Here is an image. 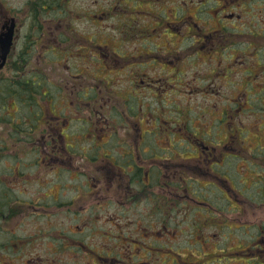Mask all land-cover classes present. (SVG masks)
Segmentation results:
<instances>
[{"label": "rangeland", "instance_id": "374dc122", "mask_svg": "<svg viewBox=\"0 0 264 264\" xmlns=\"http://www.w3.org/2000/svg\"><path fill=\"white\" fill-rule=\"evenodd\" d=\"M55 1L58 7L52 12L51 7L54 6L52 0H0V23L3 16H15L21 27L15 50L8 66L1 71L3 74L1 76L11 79L16 87L25 91L28 89L17 82L29 81L32 84V79H36L37 87L43 85L42 92H49L50 97L58 96V99L51 101L50 99L47 101V98L44 101L38 99L40 112L48 113L47 115L50 116L49 111L52 110L50 106H54L56 110L63 109L59 116L64 121L63 119L68 115L64 109L66 95L63 94L66 91V82L72 78V75L81 73L79 72L81 69L85 71L86 76L80 77L77 83H83V87L88 90L93 89V85H99V88L104 90L98 92L96 90V94L104 93L115 97L112 102L109 97H105L94 102L92 106H95L96 110H105L107 121L116 114L118 124L129 126L128 130L120 129L114 137L127 138L129 141L133 139V145L139 144L138 150H135L137 154L140 153L137 163L142 162L145 169H150V164L155 159L154 154L169 163L166 169H172L170 164L178 161L189 167L197 164V160L190 158L192 145L181 142L186 132H189L190 136L194 134L191 128L198 131L197 135L207 131L216 136L217 144H221L216 158L212 159L217 160L222 158L225 149L222 148L223 145H228L229 154L232 152L235 153L233 155L240 154L243 160L246 159L245 156L249 157L245 153L252 152V149L259 146L257 144L264 141V93L261 94L262 97L254 95L255 92L259 93L258 91L264 89V66L259 67L258 60L252 58L257 49L248 51L250 55L245 60L249 64L247 68L257 74L256 79L248 80L249 85L240 70L228 77V82H225V79L219 81L211 79L209 82L206 79V83L198 82L202 80L210 64L217 66V72L226 66L227 62L245 68L242 59L239 58L240 50L235 52L221 48L213 57L202 56L197 60H191L192 64L183 62V58L179 59L181 66L178 69L185 74L183 78L181 75L182 79L173 82L175 86L180 84V89L189 85L188 90H219L214 96L206 93L197 94L185 89L179 92L176 87L171 86H167L165 90L158 88L155 95L145 90L147 80L155 81L157 86L163 87V82L176 79V74L167 73L169 68L162 66V60L153 63V56L163 55L168 41L171 42V48L177 49L178 52L190 46V42L176 45L174 37H166L163 33L160 37L149 39V35L145 36L146 33L137 29V25L140 28L151 24L153 20L155 23V16L151 14L155 12L161 15L159 8H148L150 0ZM166 1L165 8H173L170 1ZM44 8L46 10H43ZM165 12L169 15L173 14L168 10ZM102 16L103 18L100 19ZM136 16L138 19L134 18ZM109 26H124L126 32H121L122 29L112 31ZM135 31L137 36L141 35V37L133 45ZM237 39L242 40L241 37ZM77 40H80V43L75 44ZM148 51L153 55H141ZM157 51L160 54H157ZM71 53L74 55H70ZM77 53L82 57L75 55ZM92 53L99 54L105 67L100 63H92L89 59ZM114 53L122 56V62L112 59L116 57ZM229 57L232 58L227 60ZM23 58H25L24 62ZM260 59L264 62V56L260 55ZM194 73H197L201 79L193 81ZM143 74L151 78H145ZM93 76H97L96 80L105 79V83L94 81ZM142 80L145 83H142ZM132 89H136L137 96H133L135 92ZM245 89L249 91L242 94ZM106 104L115 105L117 108L112 110V107H102ZM17 110L21 111L25 118L34 112L33 107L27 102L25 105L20 104ZM9 111L13 114L12 107ZM69 114L73 121L68 125L70 133L68 142L80 129H95L102 125V120L96 116L94 119H89L85 113V116L78 121L77 118H81L83 114L76 115L74 112ZM134 117L138 120L137 128L132 124ZM216 118L224 120L222 123L215 121L214 128L213 121ZM185 127L189 128L185 129ZM108 131L111 134L112 129ZM26 132L31 133L29 128ZM34 133L35 138L40 136V131L36 130ZM118 143L119 141L115 156L121 160L116 159V162H121L118 165L125 168L122 163L126 159L121 155L127 145L121 146ZM9 150L11 156L9 159L0 157V175L4 171L5 164L10 168V175L7 174V178L5 177L9 181L5 182L6 195L3 187L0 186V217L6 218L3 229L0 230V243L7 239L10 242L11 252H0V264H177L174 259L196 263L194 259L198 262V258L195 254L199 250L207 253L225 252L226 257L230 258L228 261L225 258L221 259L222 255L212 256L209 260L215 262L208 264H243L241 260L247 257L236 252H251V248L247 250L249 244L253 252L252 245L255 246L258 240H253L251 235L255 236L258 232H262L260 230L264 225V197L262 198L259 191L264 177H261L263 173L257 167L249 165L248 160L226 159L220 168L218 167L219 174L225 171L234 176L232 186L235 191L231 193V197L238 202V205L232 208L225 201L228 199L217 193V208H221H218L217 214L212 216L213 214L205 209H196V205L190 200L187 206L189 208H184L185 214L181 208L170 207L173 204L168 203L170 206H163L161 203H156L157 206L149 204L144 200L149 195V191L142 188H140L142 194H138L140 198L133 203V206L131 204L123 208L112 205L99 206L91 202L95 198H91L86 187L79 189V195L70 187L61 189L62 184L73 183L72 179H69L70 176L66 173L59 175L58 171H52L48 164L42 166L38 161L36 164L40 150L37 147L34 150V145L24 150L10 146ZM105 153L109 151L106 149ZM260 159L253 161L259 162ZM165 162L156 168L163 169ZM19 166H22L23 170L21 176L11 171V168L16 169ZM185 176L190 181L196 177L189 172H186ZM206 181L208 180H201L202 184ZM77 182L86 184L85 179L81 178H78ZM198 187L194 182L191 187H187L191 197L194 193L196 195L198 193L202 194L201 199L214 201L215 194L210 193L209 188L204 190ZM42 194L50 196L47 200L49 204H52V200L59 195H62L61 200H63L60 202L73 200L74 204L69 207H57L56 204L44 207L42 201H39ZM2 201L5 203L3 208H1ZM29 205L33 206L28 207ZM197 210L200 213H197ZM119 216L129 221L131 225H115L114 221L109 220L110 217ZM213 217L215 219L211 222L210 218ZM195 220L198 224L193 223ZM132 222L133 230L130 231ZM163 227L169 230L168 235ZM131 237L133 244L129 240ZM123 240H126L128 248L133 252H102L105 249H119L121 246H126ZM198 242L201 246L196 245ZM169 249L175 252H166ZM92 250L96 252H90ZM156 250L162 252H155ZM175 253L181 256L176 257Z\"/></svg>", "mask_w": 264, "mask_h": 264}, {"label": "flooded vegetation", "instance_id": "af4514ba", "mask_svg": "<svg viewBox=\"0 0 264 264\" xmlns=\"http://www.w3.org/2000/svg\"><path fill=\"white\" fill-rule=\"evenodd\" d=\"M168 1H170V4L173 5V8H165L167 3L166 0L148 1V8H159V12H161L162 14L159 15V13L154 12L151 15L155 16V23L153 20L151 24L143 25L140 28L139 25H137V29H139V31L143 33H146L145 36L149 35V39L151 37L154 38L155 36L160 37L161 33H163L166 37H174V43L176 45L190 42V46H187L184 51L178 52L177 49L171 48L170 41L166 42L167 46L164 49L165 51H163L164 54L154 55L152 61L153 63H156L162 60V66H167L169 68L167 73L171 74L175 72L176 79H170L168 82H163V87L157 86L155 84V81L147 80L148 82L145 83L144 80H142L141 82L145 83V87H147V89H145L147 92L154 93L156 95L155 92L158 91V88H160V90L164 88L163 90H165L167 86H171L176 87L177 91L179 92H181L182 89H185L186 91L190 92L194 91L197 94L206 93V95L214 96V93L219 92V90H188L190 89L189 85H185L184 87H182V89H180L181 85L179 84L175 86L173 82H177L179 79H182L185 74L183 71L178 69L181 66L179 59L183 58V62L187 61L188 64H192L191 60H197V58H201L202 56H205V58L213 57L218 49L221 48H224V50L231 49L235 52L237 50H240L239 58L242 59V64L245 68H241V65H231L232 62H227V65L224 66L219 72H217V66H212L210 64L209 69L203 74L204 77L202 78V80L198 81V79L201 78L197 73H194L192 78L193 81L196 80L198 82H205V80L207 79L209 82V80L211 79L213 81H215L216 79H218V81L225 79V82H228L227 78L231 77L232 74L237 70H240L242 76H244V78L247 80L248 85L249 79H256L255 76L257 74L253 72V70L247 68L249 64L246 63L245 60L248 59V56L250 55V52L248 51L257 49L256 54L253 55L252 58L258 60L257 64L259 67L264 66L263 60L260 59V55L264 56V50H262L264 49V0ZM52 2L54 6L51 7V11L53 12L57 10L58 4L55 0H52ZM43 10L46 9L44 8ZM165 10L173 12V14L169 15L165 12ZM11 18L12 17L3 16L2 22L0 23V36L11 28V24L9 23ZM101 18H103V16L100 17V19ZM134 18L138 19V16ZM152 18L154 19V17ZM113 26H109V29L112 31H114L115 29H122L121 32H126V30H124V26ZM127 27L130 26L127 25ZM20 28L21 27L18 20L15 21L13 33L14 45L19 38ZM104 33H106V30H104ZM140 37L141 35L137 36V33L135 31L133 34V45L137 43ZM237 37H241L242 40L239 41ZM83 40H85V38H83ZM78 43H80V40H77L75 42V44ZM14 45L11 53H13V51L15 50ZM135 49L137 50L138 47H136ZM261 50L263 52H261ZM156 53L160 54L158 51ZM11 55H9L5 60V66L0 69V95L2 96V98H0V157H2V159H9L11 157L9 156L10 146L16 147L18 148V150H24L28 146L34 145V150L35 147L40 150L36 158V164H38V162L42 166L43 164H48V166H50L49 169H51L52 171H58L59 175H63L66 173L70 176L69 179H72L71 181L73 183L71 184H60L61 189H68L70 187V189H75L76 194L79 195V189L86 187V189L90 193L91 198H95V200L91 202L97 203V205L99 206L112 205L114 207L118 206L121 208H123L124 206L127 207L130 204L131 206H133V203H135V201L139 200L140 198V195L138 194H142L140 188H142V190L149 191V195L144 198V200H147V203L153 204L155 206H157L156 203H161L163 206H170L169 204H173L170 207L181 208L183 210V214L186 213L184 211V208H189L187 206L191 201L196 205V209H205L211 212V214H213L212 216H214L215 214H217L218 208H221H217V193L220 194V196H223L224 199L226 197L228 199H225L226 203L228 202L229 204H227L231 205L232 208H235L234 206L238 205V202L236 200H233V198L231 197V193H234L235 191L234 186H232V181L234 182V176L232 174L226 173L225 171H223L222 174H219V168L226 159H242L240 158V154L233 155L235 154L233 152L229 154V148H227L228 145L222 146V148H225L223 149L222 158H218V160L212 159L213 157L216 158L215 156L217 150L219 148V145L221 144H217V138H215L216 136H214L213 133L210 134L209 132L205 131L204 134L197 135L198 131L191 128L194 134L190 136L189 132H186L185 136L181 138V142L183 144L192 145V150L190 149V154L192 155L190 156V158L197 160V164L189 167L185 164L182 165L180 161H178L177 163L170 164V167L172 169H166V165H169V163L165 162L162 158H160L159 155L154 154L155 159H153L154 162L150 164V169H145V165L142 162H139L140 164L137 163V160L140 159V157L138 156V154L140 153L137 154L135 150H138L139 144L137 143V145H133V139L132 141H129L127 138L119 139L114 137L115 133H117L120 129L123 128L128 130L129 126H126V124H118V117L116 114L112 115L110 121H107L105 119V110H96L95 106H92L94 102H98L105 97H109V99L111 100L110 102L114 101L115 97L110 94L104 93H102L101 95L99 93L96 94V90L97 92L104 90L102 88H99V85H93V89L88 90L87 88L83 87V83H77L80 80V77H84L83 75L86 76V74H84L85 71L79 69V72L81 73L72 75V78L69 79L68 82H66V91L63 94L66 95V105L64 109L66 110V115L67 113L68 115L65 119H63L64 121H62L59 115H61L63 109L56 110L54 106H50L52 109L49 111L50 116L47 115L48 113L40 112V101H44L46 98L47 101L49 99L51 101V99H58V96L54 95L50 97L49 92H42L41 88H43V85L39 83L42 86L40 87L39 85L37 87L38 83H36V79H32V89H28L25 91L18 86L14 89L13 85L11 87V84H13L14 81L1 76L3 75L1 71H4L8 66ZM70 55H74V53H71ZM75 55H78L80 58L82 57L80 53H77ZM114 55H116V57L112 58L114 59V61L117 60L122 62V56H120L118 53H114ZM141 55L150 56L153 54L148 51L143 52ZM89 57L92 63L103 64V59H101L99 54L92 53L89 55ZM231 58L232 57H229L227 58V60ZM102 66L105 67L104 64ZM112 66L114 65L112 64ZM142 76L149 79L151 78L146 74H143ZM93 77L95 81L97 76ZM96 81H103L105 83V79H98ZM17 84L19 83L17 82ZM23 88H26L24 84ZM132 90L133 92H135L133 96H137L136 89ZM248 91L249 89H245L242 94H246ZM258 92L259 93L255 92L254 95H257V97H262L261 94L264 93V89H261ZM38 99H40V101H38ZM25 102L30 104V107H33L34 109V112H31V116L26 118L21 111L17 110V108L19 109L20 104L25 105ZM118 103H120V101H118ZM124 103H127V101H124ZM51 104L53 105V102H51ZM10 107H12L13 114H10ZM102 107H112V110H115L117 108L115 105L110 106L109 104H106ZM70 112H74L76 115L83 114L81 118H77L78 121H80L85 116V113H87L89 119H94V117L96 116L102 120V125L97 126V128L95 129L82 128L79 132L73 134V138H71L70 142H68L70 135V133L68 132V125L71 121H73L71 115L69 114ZM217 120L222 123L224 119L216 118L213 121L214 128V122ZM32 121L34 122L32 123ZM132 124L135 128L138 127V120L136 117L133 118ZM27 128H29V131L31 133L26 132ZM188 128L185 127V129ZM109 129H112L111 134L108 131ZM36 130L40 131V136L38 138H35L34 135V132H36ZM155 132L158 133V131ZM94 134H96L94 137L91 136ZM23 136H25V138ZM155 136L157 135L155 134ZM117 139L121 146L127 145L125 152L121 155V157L125 156L126 159V161H123L122 163V165L124 164L125 168H122L118 165L121 162H116V159L121 160L119 157L115 156V151H118ZM228 139L231 140V138ZM27 141L29 142L27 143ZM224 141H226V138H224ZM89 143L90 146H88ZM257 145L259 146L252 149V152L245 153V155H249V157L245 156L246 159H243L242 161L248 160L249 165L257 167L259 171L263 173L261 177H264V141ZM106 149L109 151V153H105ZM144 153L145 151H143V154ZM253 159H260V161L254 162ZM163 162H165L163 164V169H161V167L157 169L156 167L162 166ZM4 167V171L0 175V186L3 187V191L6 195L7 190L5 186L7 184L5 182L8 181L6 178L7 174L10 175V168L8 164H5ZM21 167L19 166L16 169L11 168V171L14 172L15 175L21 176L23 175V170ZM186 172H189L191 175L196 176L192 181L199 186L198 188L204 190L206 188H209V192L215 194L213 202H211L210 200L207 201L201 199L202 194L199 195L197 193L196 195V193H194L193 197L190 196L187 187H191L193 182L186 179ZM78 178L85 179L86 184H79L77 182ZM201 180L208 181L202 184ZM180 190L182 193H180ZM259 193L263 198L264 182L260 188ZM61 198L62 195H59L54 198V200H52V204H49L47 203V200L50 199V196L42 194L39 197V201H42L41 203L44 205V207L53 206L55 204L57 207H69L70 205L74 204L73 200H70L69 202H60L63 201L61 200ZM32 206L33 205H29L28 207ZM3 207H5V203L2 201L1 208ZM205 210L203 211L205 212ZM197 211V213H200L199 210ZM5 219L6 218L4 216L0 217L1 231L3 229ZM210 219L212 222L215 218L213 217ZM109 220L114 221L115 225H131L129 221L123 219V217L120 216L118 218L110 217ZM195 221L193 223L198 224L197 221ZM131 228L132 229H129L130 231L133 230V222ZM163 230L168 235L169 230L166 227H163ZM260 231L262 232H258L257 234H255V236L251 235V238L253 240H258L255 246L254 244L252 245L253 252L250 244L247 250L251 248V252H236L237 254L247 257V259L241 260L243 264H264V225L262 230ZM258 236L259 238L257 239ZM129 240L132 241L133 244V238L131 237ZM123 241L124 244H126V240ZM9 244L10 242L7 239L3 240L0 243V252H11ZM196 245L201 246V243L199 244L198 242ZM126 246H121L119 247V249L109 248L105 249L102 252H133V250L128 248L129 246L127 244ZM90 252L96 251L92 250ZM155 252L162 251L156 250ZM166 252L175 251L169 249ZM224 253L225 252L207 253L201 252V250H199L195 254L198 258V262L196 259H194L196 263L191 261L187 262L182 259H174V262L177 264H208L215 262V260L209 259L212 256L216 255H222L221 259L225 258L229 261L230 258L226 257V254ZM175 255L176 257L181 256V254L178 253H175ZM192 255L194 256V254ZM221 259L218 258V260Z\"/></svg>", "mask_w": 264, "mask_h": 264}, {"label": "water", "instance_id": "95a60500", "mask_svg": "<svg viewBox=\"0 0 264 264\" xmlns=\"http://www.w3.org/2000/svg\"><path fill=\"white\" fill-rule=\"evenodd\" d=\"M11 37H12L11 31L8 34H5L3 37H0V49H1L0 53L3 61L5 60V57L9 52L11 46Z\"/></svg>", "mask_w": 264, "mask_h": 264}, {"label": "trees", "instance_id": "16d2710c", "mask_svg": "<svg viewBox=\"0 0 264 264\" xmlns=\"http://www.w3.org/2000/svg\"><path fill=\"white\" fill-rule=\"evenodd\" d=\"M22 61L24 62L25 58H23ZM20 69H21V67H20ZM17 72H20V71H17ZM11 83H12V81H11ZM18 83H19L20 86L22 85V87H23V84H24L27 89H32V85L29 83V81H21V80H19ZM12 85H13V87H14V85L16 87L15 83L11 84V87H12Z\"/></svg>", "mask_w": 264, "mask_h": 264}]
</instances>
